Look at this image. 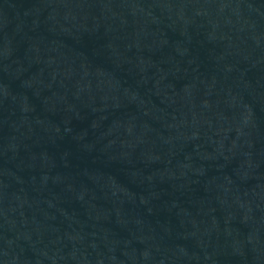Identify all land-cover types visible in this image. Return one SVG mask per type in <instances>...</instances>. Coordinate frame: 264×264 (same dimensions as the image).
<instances>
[{"label": "water", "instance_id": "obj_1", "mask_svg": "<svg viewBox=\"0 0 264 264\" xmlns=\"http://www.w3.org/2000/svg\"><path fill=\"white\" fill-rule=\"evenodd\" d=\"M0 264H264V0H0Z\"/></svg>", "mask_w": 264, "mask_h": 264}]
</instances>
